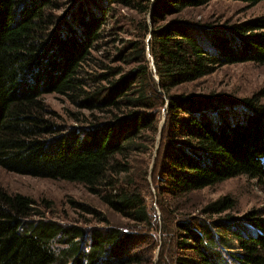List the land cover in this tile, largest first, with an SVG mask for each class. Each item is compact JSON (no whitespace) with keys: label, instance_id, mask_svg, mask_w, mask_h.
Wrapping results in <instances>:
<instances>
[{"label":"trees","instance_id":"16d2710c","mask_svg":"<svg viewBox=\"0 0 264 264\" xmlns=\"http://www.w3.org/2000/svg\"><path fill=\"white\" fill-rule=\"evenodd\" d=\"M212 1L0 0V167L81 184L132 228L152 231L149 159L165 108L153 172L166 199L164 242L175 253L157 264H264V211L246 215L252 232L228 219H175L170 209L241 176L264 186V91L240 100L175 93L226 65H264V17L228 31L186 18ZM119 9L134 12L136 35L105 55ZM49 94L77 107L75 124L51 117ZM43 206L0 190V264H152L134 251L132 229L61 224ZM233 208L224 198L203 215Z\"/></svg>","mask_w":264,"mask_h":264},{"label":"rangeland","instance_id":"374dc122","mask_svg":"<svg viewBox=\"0 0 264 264\" xmlns=\"http://www.w3.org/2000/svg\"><path fill=\"white\" fill-rule=\"evenodd\" d=\"M68 9L69 7L63 11ZM120 12L122 16H119L117 21L116 18H113L109 24L111 29L115 25L118 31H114L113 35L108 36L107 40L103 42L104 46L101 51L106 52L105 55H113L116 47H122L123 41L130 40L134 34L136 35V30L130 20L131 17H134V12L129 10H120ZM185 16L194 23L228 31L232 26L263 18L264 2L251 6L242 1L214 0L204 7L189 9ZM115 39L119 41L116 44L113 43ZM148 40L149 36L147 37ZM94 56L98 57V54L95 53ZM148 57L151 70L155 73V64L149 51ZM155 78L159 80L157 76ZM262 91H264V65L247 62L223 66L214 74L175 90V93H188L196 96L221 95L240 100L250 98ZM45 102L51 112V117L59 121L60 124L73 125L76 123L72 113L79 110L66 98L57 94H49L45 96ZM165 120L164 108L160 116V132L149 159V185L146 189L147 205L156 221L152 231L132 228L131 222L112 211L97 196L91 194L83 185L78 183L23 176L0 167V190L13 195L26 196L39 206L42 202H47L48 205L50 203L49 209H45L44 206L40 207L41 211L44 212V217L61 224L79 225L86 228L109 224L122 229H132L136 236L133 244L134 251H140L146 255L147 259L152 260V264H157L160 258L166 259L169 263L168 258L174 256L175 251H171V249L174 250L171 245L168 243L166 245L164 242L165 235L162 232L164 229L162 221L164 209L162 207H165L163 204L166 199H160L156 174L153 172ZM224 198H229L232 201L233 209L222 215H203V210L206 207ZM88 208L102 214L107 218L108 223L100 222L99 218ZM170 209L177 210L176 216H173L175 219L192 217H200L203 220L228 219L234 224L244 223L243 225L253 232L254 229L250 225H246L248 223L245 219L247 214L258 210L264 211V186L257 179L241 176L227 180L217 186L194 192L180 200H175ZM230 264L235 263L230 262Z\"/></svg>","mask_w":264,"mask_h":264},{"label":"water","instance_id":"95a60500","mask_svg":"<svg viewBox=\"0 0 264 264\" xmlns=\"http://www.w3.org/2000/svg\"><path fill=\"white\" fill-rule=\"evenodd\" d=\"M154 63V62H153ZM154 66V65H153ZM154 68H155V66H154Z\"/></svg>","mask_w":264,"mask_h":264}]
</instances>
